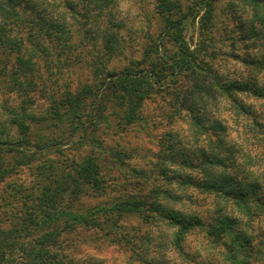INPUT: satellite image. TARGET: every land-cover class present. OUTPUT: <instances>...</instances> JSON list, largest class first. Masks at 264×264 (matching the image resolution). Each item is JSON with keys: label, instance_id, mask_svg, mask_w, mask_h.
I'll return each instance as SVG.
<instances>
[{"label": "rangeland", "instance_id": "374dc122", "mask_svg": "<svg viewBox=\"0 0 264 264\" xmlns=\"http://www.w3.org/2000/svg\"><path fill=\"white\" fill-rule=\"evenodd\" d=\"M69 1L76 4L77 15L68 14L65 0H17L15 4L14 8L25 26H31L33 32L40 27L50 31L49 38L40 36L39 39L44 40L46 48H51V56L66 58L63 78H45L48 88L44 91L36 88V91L30 92L28 110L41 119L52 114L50 107L54 100L88 93L93 94L94 98L82 107L80 116L83 126L74 133L64 125L55 126L53 120L36 125L30 140L36 146L38 136L41 135L45 144L40 145L44 148L42 154L35 153L27 159L23 157L24 149H20L22 153L12 149L0 150V227L10 229L24 227L29 223L30 230L36 234L34 228L38 224L35 217L39 206L48 205L47 210L53 212L74 208L79 213H89L91 209L101 206H122L128 202H137L140 196L149 194L157 187L180 198L176 203L165 201L173 207V213L179 216H198L207 222L214 221L220 206L212 195L192 187L184 191L186 186L179 185L177 180H166L168 176L179 174L183 177L180 180L182 182L187 178L204 182V150L212 156L216 153L214 147L209 148L204 132L194 135L187 111L179 106L181 98L183 102L184 97L187 98L188 108H191V112L200 113L204 124V95L203 101H200L198 95L182 91L180 99L175 102V88L171 93H159L146 102L141 113L144 121L137 120L132 124L113 115L111 109H102L101 115L98 112L102 95L110 90L104 83L105 78L97 77L96 69L100 70L98 67L101 65L116 72L141 68L137 64L150 46L159 42V36L166 25L165 18L157 10V0ZM172 1L182 7L184 15L190 10H198L200 15L203 14L200 8L202 0ZM234 3V0H220L215 7V29L211 36L221 56L214 61V67H217L222 78H249L250 68L233 57L237 50L241 51L238 49L241 47L244 48L242 51L255 54L249 46L244 43L240 45L237 41L239 21L229 8ZM240 14L244 18L248 17L241 10ZM56 34L60 36L59 45L63 41H70L67 43L69 49L64 46L63 51H58L60 48L53 46ZM106 36V39L114 38L115 47L119 49L112 56L104 49L103 39ZM186 38L191 50H198L200 40H204V37H200L198 20L189 22ZM163 50L170 53L173 47L166 45L160 53ZM3 55L0 49V58ZM199 60L204 70V52L200 54ZM161 67L165 69V66ZM199 72L204 78V71ZM259 77L264 78V71ZM56 79L59 80L57 86L54 85ZM14 95L0 93V101L7 99L8 105L15 107L18 101ZM247 102L253 111L258 112L264 123V104L252 97ZM210 110L211 120L221 122L226 127L224 136L228 145L235 147L242 155L251 154V162L242 158V155L240 159L236 154V163H243L245 169L242 171L250 170L258 178L264 193V136L261 141L255 139L253 133L244 129L243 121L238 120L237 115L225 112L224 98L216 97ZM173 111L180 112L182 117L171 118L170 113ZM2 113L0 111V131L3 129L6 134L14 133L11 126L4 124L7 116ZM109 120L112 122L109 123ZM48 139L56 141L53 143ZM170 145L176 151L174 155L178 164L164 161L163 156ZM29 150V153L26 150L29 156H32L31 152L37 151L35 147ZM184 158L194 163L196 168H184L181 165ZM90 163L100 165L103 190L73 196L77 182ZM162 167L168 170L166 178L161 177ZM229 168L232 169V163ZM237 173V177L242 178L243 174ZM46 187L52 189L53 205L36 199ZM110 216L112 220L106 217L101 219L105 231L78 226L60 238V257H64L66 264H232L223 260L221 249L212 247L204 234L191 235L182 254L170 247L173 229L166 223L146 222L137 215L126 218L116 214ZM250 226L246 228L242 225L239 231L248 230L249 236L253 238L254 251L241 250L239 260L244 264H264V212H261L258 219H252ZM255 249L261 253L257 255ZM185 253H191L192 261L187 259ZM21 256V252L14 254L16 260H20Z\"/></svg>", "mask_w": 264, "mask_h": 264}, {"label": "trees", "instance_id": "16d2710c", "mask_svg": "<svg viewBox=\"0 0 264 264\" xmlns=\"http://www.w3.org/2000/svg\"><path fill=\"white\" fill-rule=\"evenodd\" d=\"M79 1L85 3L89 0ZM234 1L235 3L229 8L239 21L237 25L240 32L237 41L240 45L244 43L249 46L255 54L250 51L244 52L242 51L244 48L241 47L238 48L241 51L237 50V54L233 57L250 68L249 78H222L217 67H214L216 66L214 61L221 56V52L216 47L217 44L211 32L215 29V7L220 0H202L200 4V8L203 9L202 15L198 10L197 12L190 10L184 15L182 7L176 2L157 0V10L165 18L166 25L159 36V42L151 45L141 62L137 64L141 68L116 72L107 70L101 65L98 67L100 70L96 69L97 77L105 78L104 83L109 86L110 90L109 93L102 95V102L98 105L99 114H102V109H111L113 115L126 120L129 124L137 120L144 121L141 113L146 102L159 93H171L175 88L177 91V95H174L175 102L180 99L182 91L198 95L200 101H203L202 96L204 95V124L201 114L191 112V108H188L187 98L184 97V102L181 98L182 102L179 105L187 111L192 121L191 130L194 135L204 132L209 148L214 147L216 153L212 156L204 150V182H198L193 178L184 179L182 182L180 181L183 179L182 176L175 174L169 177L168 170L164 167L161 168L160 174L162 178L168 176L167 181L173 179L177 180L179 185L183 187L185 185L184 191L192 187L212 195L217 205L220 206L215 220L207 222L198 216H179L173 213V207L165 201L176 203L180 201V198L160 187L145 196H140L137 202H128L122 206H101L91 209L89 213H79L74 208L65 212H53L47 210L48 205L39 206L40 209L35 217L38 224L34 228L37 231L36 234H33L29 223L26 222L27 226L25 224L24 227H11L10 229L0 227V264H66L64 257H60V238L78 226H90L105 231L101 219L106 217L107 220H112L110 215L114 214L121 218L137 215L146 222L166 223L173 229L170 247L178 253L184 254V245L188 243L189 237L200 233L204 234L212 247L221 249L223 260L232 264L245 263L239 260V252L244 249L252 252L255 246L248 230L240 232L239 228L242 225L251 228L250 221L258 219L261 212H264V193L258 183V178L250 170L242 171L245 169L243 163H236L235 155L237 154L241 159L242 154L235 147L228 145L224 136L226 127L221 122L211 120L210 107L214 106L216 97L224 98L225 112L237 115L238 120L243 121L244 129L253 133L255 139L262 140L264 123L261 122L258 112L253 111L247 100L252 97L264 104V78L259 77L264 71V0ZM16 2L17 0H0V49L4 52L0 58V93L4 95L14 93L18 101L15 107L9 106L7 99L0 101V111L3 112L2 115L7 116L4 124L11 126V131H14V133L6 134L1 129L0 150L12 149V151L22 153L20 149H24L23 157L30 159L35 153L44 152V148L40 147V145H45L41 135L38 136L36 146L30 140L36 130V125L53 120L55 126L60 124L73 133L78 131L83 126L80 116L81 109L91 98H94V95L88 93L73 98L64 99L62 97L54 100L51 103L50 113L52 114L49 117L38 119L29 113L30 92L36 91V88L41 91L47 89L45 78H63L66 58L51 56L49 52L51 48H46L44 40L39 39L40 36L49 38L50 31L40 27L33 32L31 26H25L20 14L14 8ZM65 7L69 15L78 14L74 2L65 0ZM240 10L248 17L244 18L241 14L239 15ZM197 20L200 37H204V40H200L198 50L192 51L186 38V30L189 22ZM58 29L61 31L60 27ZM59 37V34H56L53 46L55 48L58 46L60 49L57 50L63 51L64 46L67 47L70 41L60 42L62 45H59ZM107 37L103 39L104 49L112 56L111 54L118 53L119 49L115 47L114 38L106 39ZM166 45L172 46L173 52L166 53L163 50L160 53L162 47ZM202 52H204V70L199 60ZM142 64L145 66L142 67ZM162 65L165 69L161 67ZM199 71H204V78ZM185 82L187 84H183ZM58 84L59 80L56 79L54 85ZM49 90H51L50 87ZM170 114L171 118L182 117L178 111ZM108 122L111 123L112 120ZM49 141L54 143L56 140ZM262 142L264 144V141ZM171 145L173 146V143ZM171 145L169 149H166L163 156L164 161L178 164L176 155H174L176 151ZM33 147L37 151L31 152L32 156H29L27 152ZM214 151L212 150L213 153ZM223 151L225 154L222 153ZM242 158L249 162L253 159L250 153H243ZM230 163H232L233 171L229 168ZM181 165L186 169L196 168L193 166L194 163L187 158L181 160ZM99 169L101 170L98 163H90L82 173L72 195L76 194L79 197L87 191L95 193L103 190L104 182ZM237 172L243 174L242 178L237 177ZM37 197L36 199L53 205L51 187L43 189ZM259 244L261 245V242ZM16 252L22 253L20 260L14 258ZM255 253L258 255L261 252L255 249ZM185 256L192 261L191 253H185ZM193 257L197 258V256Z\"/></svg>", "mask_w": 264, "mask_h": 264}]
</instances>
